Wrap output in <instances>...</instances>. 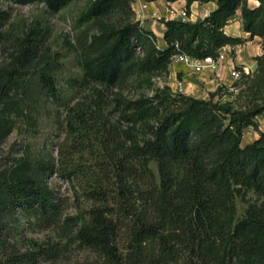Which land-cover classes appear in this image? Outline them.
<instances>
[{
    "label": "trees",
    "instance_id": "16d2710c",
    "mask_svg": "<svg viewBox=\"0 0 264 264\" xmlns=\"http://www.w3.org/2000/svg\"><path fill=\"white\" fill-rule=\"evenodd\" d=\"M12 1L56 13L73 0ZM199 1L216 7L195 21L160 18L159 47L132 0H90L77 18L70 90L58 84V53L44 46L48 27L18 36L12 60L0 66V143L40 98L63 107L65 136L56 158L23 156L0 168V264L57 260L72 244L96 254L89 264H264V0ZM238 10L249 38H261L253 70L237 66L239 77L207 98L157 84L174 55L217 59L223 46L244 43L225 31ZM9 18L0 11V47ZM129 85L137 94L125 92ZM249 126L259 136L242 146ZM52 174L87 207L66 214L47 183ZM249 191L257 200L237 217L236 200ZM15 210L68 244L16 239L7 221Z\"/></svg>",
    "mask_w": 264,
    "mask_h": 264
},
{
    "label": "rangeland",
    "instance_id": "374dc122",
    "mask_svg": "<svg viewBox=\"0 0 264 264\" xmlns=\"http://www.w3.org/2000/svg\"><path fill=\"white\" fill-rule=\"evenodd\" d=\"M136 1L132 0V8L133 6L135 7ZM89 2L90 0H73L59 12L51 13L42 2L18 4L12 0H0V11H7L10 14L9 20L4 25L7 38L0 47V66L12 60V53L17 50L16 41L18 36L23 35L28 27L41 23L49 29V35L44 42V46L50 48V52L53 54L57 52L59 61L63 64L62 69L57 72L58 84L63 89H69V79L74 75L73 72L78 69L75 62L77 50L74 45L75 38L79 33L77 18L81 11L86 9ZM249 4L254 6L257 1L249 0ZM232 20L233 22L236 21L235 16ZM234 31L237 33L241 32L242 26H234ZM246 36V42L231 48L225 47V49H222L223 54H228L231 57L240 56L241 61L244 62L242 65L237 63L230 68L231 78V71L237 66H243L246 71L253 70L255 67L253 54L259 51L261 53V39H251L248 35ZM156 81L159 85L165 82L169 85L172 84L170 86L174 90L178 89L179 82H181L180 79H172L168 75L157 78ZM233 81L234 79L232 78L231 82L227 81L228 84L226 83V85L231 84ZM75 92L77 93L76 95H79L87 91L79 92V90H75ZM125 92L129 95L137 94V90L132 85H129ZM145 92L151 93L152 91L151 89H145ZM63 117V107H57L50 99L40 98L34 102L32 106L26 109L23 115L17 117L13 130L0 143V168L10 166L16 159L23 156L36 157L45 155L46 157L56 158L58 145L65 136L62 124ZM258 122L259 130L264 131V115L258 117ZM258 136V130L251 126L247 127L244 130L242 146L253 141ZM151 167L155 172L157 171L155 162L151 163ZM47 183L60 198L64 199L66 214H76L79 210L87 207L88 202L86 200L82 198L79 200L75 199L73 189L67 181L52 174L47 177ZM256 200L257 196L253 191H249L244 199L238 197L236 200L237 217H241L247 205ZM7 221L11 232L18 240H20V236L45 243L49 241L58 242L60 240L56 236V231L39 230L33 224V217L20 210L10 213ZM59 242H61L60 244H68L66 239ZM96 257L93 251L72 244L66 247V250L57 260H43L40 264H89L96 260Z\"/></svg>",
    "mask_w": 264,
    "mask_h": 264
},
{
    "label": "crops",
    "instance_id": "0c3cea01",
    "mask_svg": "<svg viewBox=\"0 0 264 264\" xmlns=\"http://www.w3.org/2000/svg\"><path fill=\"white\" fill-rule=\"evenodd\" d=\"M215 7L216 3L214 1L199 2L195 0L189 6L187 19L195 21L199 18H203L215 9ZM133 9L136 13V19L139 20L145 28L151 30L155 34L158 46L165 47L166 43L163 38L165 26L160 21V18H178L177 14L181 10L186 9V0H137ZM235 19V22L231 19L225 26L226 33L243 38H247L246 35L249 37V33L245 32L243 29L238 33L235 31L233 32L234 26H242L240 11H237ZM253 38L261 39L258 36H254L251 39ZM234 46L225 45L221 48V51L225 49V47L231 48ZM257 54H260V51L253 54V56ZM237 63H241V65L244 64L240 56L231 57L228 54H224L223 58L217 59V66L215 69L204 68L200 71H196L188 64L172 60L168 76L172 79H180L181 82H179L180 86L178 87H181V92L199 98H207L209 92L215 90L218 85L226 84L227 81L231 82L230 68L234 67Z\"/></svg>",
    "mask_w": 264,
    "mask_h": 264
},
{
    "label": "built area",
    "instance_id": "2783aa9c",
    "mask_svg": "<svg viewBox=\"0 0 264 264\" xmlns=\"http://www.w3.org/2000/svg\"><path fill=\"white\" fill-rule=\"evenodd\" d=\"M177 17L181 20H187L188 14H187L186 10L183 9L177 14ZM223 56H224V54L222 53V51H220V55L217 59H221V58H223ZM217 59H214L210 56L205 57L203 59H196V58H192V57H189L187 55H182V54H177V55L173 56V60L188 64L191 68H193L195 70H202L204 68L214 69L216 67V64H217ZM244 70H245V68H244ZM246 72H248V71H246ZM231 75H232V78L234 80L237 79L240 75V70L233 68L231 71ZM179 86H180V84H179ZM175 91L181 92V87H178V89Z\"/></svg>",
    "mask_w": 264,
    "mask_h": 264
}]
</instances>
